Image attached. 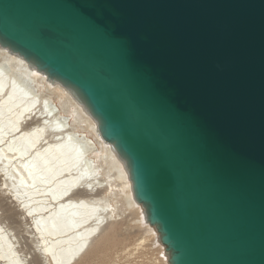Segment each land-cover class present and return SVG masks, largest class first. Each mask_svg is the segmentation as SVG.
<instances>
[{"label": "water", "instance_id": "1", "mask_svg": "<svg viewBox=\"0 0 264 264\" xmlns=\"http://www.w3.org/2000/svg\"><path fill=\"white\" fill-rule=\"evenodd\" d=\"M0 45L86 108L169 264H264V0H0Z\"/></svg>", "mask_w": 264, "mask_h": 264}, {"label": "bare ground", "instance_id": "2", "mask_svg": "<svg viewBox=\"0 0 264 264\" xmlns=\"http://www.w3.org/2000/svg\"><path fill=\"white\" fill-rule=\"evenodd\" d=\"M0 199V264H113L126 248L112 221L118 204L143 229L126 258L152 247L169 264L96 121L70 89L1 45Z\"/></svg>", "mask_w": 264, "mask_h": 264}, {"label": "rangeland", "instance_id": "3", "mask_svg": "<svg viewBox=\"0 0 264 264\" xmlns=\"http://www.w3.org/2000/svg\"><path fill=\"white\" fill-rule=\"evenodd\" d=\"M0 201H1V199H0ZM119 211V212H118ZM118 212V213H117ZM126 212V211H125ZM123 213V208H121V206L118 204V208L116 209V211H115V213H114V217L112 218V221L113 222H117L118 223V221L120 222H122L121 223V225H119V226H117V227H115V229L116 230H118V232L120 233V234H118V236L117 237H119L120 238V240L121 239H123V243L120 245V248H119V251H121V250H123V248L124 247H126L125 248V252H126V254H125V252L123 253V254H125V255H123V254H119L118 256H119V260L117 259H114V257H113V264H118V261H121L122 260V262H126V263H128V264H162V260H161V258L162 257H160V255H159V253L158 252H156L155 254H154V252H155V250H156V248L154 249V248H145V249H143L142 250V248H141V250L140 249H138L137 251H134V253H132V256L131 257H129V259L131 260H129V259H127L126 257H128V256H126L127 255V253H129L130 252V250L131 251H133L134 249H135V244H137V238H139L140 237V235H141V231H143V229H139L138 227H136L135 225H134V222L136 223V221H131L130 219L131 218H126L127 217V215L128 214H126V213ZM122 213V214H121ZM117 215L118 216H121V218H119V217H117ZM129 219V220H128ZM130 222H131V224H130ZM125 223V224H124ZM135 227V228H134ZM124 228V229H123ZM137 232V233H136ZM139 233H140V235H139ZM135 235H136V237H135ZM121 236V237H120ZM129 236V237H128ZM127 239H126V238ZM127 242H129V244L127 243ZM133 242H135V244L133 243ZM127 243V244H126ZM133 244H134V246H133ZM154 244V243H153ZM129 245V246H128ZM123 246V247H122ZM130 249V250H129ZM127 250V251H126ZM95 252H97L98 250H94ZM139 252V254H137V253ZM133 254L135 255V257L133 256ZM122 256V257H121ZM125 256V257H124ZM137 257V258H136ZM124 258V259H123ZM156 259V260H155ZM156 261V262H155ZM160 263H159V262ZM129 262H131V263H129ZM132 262H135V263H132ZM126 263H124V264H126ZM100 264V263H99ZM123 264V263H122Z\"/></svg>", "mask_w": 264, "mask_h": 264}, {"label": "clouds", "instance_id": "4", "mask_svg": "<svg viewBox=\"0 0 264 264\" xmlns=\"http://www.w3.org/2000/svg\"><path fill=\"white\" fill-rule=\"evenodd\" d=\"M19 209H20V210H24L23 207H20ZM104 225H105V224L100 225L99 228H98V230L95 232V235H92V236L90 237V239L97 237V235H98V233H99V230H100L101 228H103ZM88 249H89V247L85 248V249L83 250V253H84L86 250H88Z\"/></svg>", "mask_w": 264, "mask_h": 264}]
</instances>
